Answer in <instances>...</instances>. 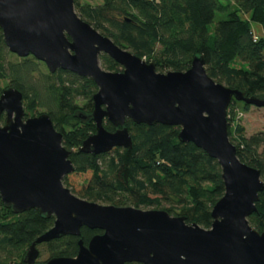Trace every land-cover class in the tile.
Here are the masks:
<instances>
[{"label": "water", "instance_id": "95a60500", "mask_svg": "<svg viewBox=\"0 0 264 264\" xmlns=\"http://www.w3.org/2000/svg\"><path fill=\"white\" fill-rule=\"evenodd\" d=\"M0 28L8 49L19 57L32 55L51 73L68 70L97 84L91 113L96 132L83 140L79 151L98 155L115 147L132 149L127 119L179 126L181 142H192L218 160L225 183L224 195L213 206L210 228L165 209L82 198L64 185V177L75 166L51 116L44 112L26 117L22 91L4 88L1 199L16 214L38 208L55 217L54 225L28 248L26 264H264V232L249 222L258 211L264 179L260 169L238 157L228 123L233 98L264 107L263 98L214 80L202 55H196L185 71H158L154 61L121 47L85 21L75 0H0ZM101 54L122 70L102 68ZM105 119L117 129H106ZM83 226L103 233L87 245L80 239L73 257L38 261L39 244L67 235L79 237Z\"/></svg>", "mask_w": 264, "mask_h": 264}, {"label": "trees", "instance_id": "16d2710c", "mask_svg": "<svg viewBox=\"0 0 264 264\" xmlns=\"http://www.w3.org/2000/svg\"><path fill=\"white\" fill-rule=\"evenodd\" d=\"M227 3L235 4V9L228 10L222 0H75V8L116 44L154 61L160 72L185 71L196 55H202L214 80L264 99V0ZM218 11H227L228 17L212 30ZM246 13L251 16L246 18ZM251 21L263 28L257 40ZM12 54L0 28V78L10 79L11 86L22 91L26 117L36 108L46 107L55 128L63 133V144L71 151L75 166L63 182L74 194L116 206H155L153 209L186 217L188 223L211 227L213 206L225 193L217 159L192 142H181L179 126L137 124L131 119L126 126L132 135V149L115 147L98 155L79 151L83 140L96 132L91 117L98 90L95 81L62 69L45 73L40 67L45 63L34 56L13 61ZM100 59L107 70H121L108 55L101 54ZM2 90L0 87V94ZM80 101L85 105L80 106ZM238 106L247 111L252 105L232 99L228 108L230 140L240 160L260 169L264 179V137L245 136L239 117L243 110ZM4 121L2 113L0 122ZM104 125L110 131L117 129L107 119ZM70 177L78 178L77 185ZM257 207L249 222L264 232V189ZM54 221L53 215H44L38 208L16 214L0 196V264H26L28 248ZM81 231L80 237L67 235L38 247L43 246L50 258L73 257L80 239L88 243L102 232L86 226Z\"/></svg>", "mask_w": 264, "mask_h": 264}, {"label": "rangeland", "instance_id": "374dc122", "mask_svg": "<svg viewBox=\"0 0 264 264\" xmlns=\"http://www.w3.org/2000/svg\"><path fill=\"white\" fill-rule=\"evenodd\" d=\"M222 2H224V4H227L225 6H227L228 10H230V11H232L236 7L235 4H233V3H230V4L227 3L228 0H222ZM244 16L246 18H249L251 16V14L250 13H246V14H244ZM227 17H228L227 11H225V12L218 11L216 13V15H215L214 21L210 25V28L212 30H214V28L217 25V23L219 21L223 20V19H226ZM251 26H252V28H253V30L255 32L256 31H259V32L261 31L259 26L262 27V25L259 24L258 22L251 21ZM29 56H32V55H29ZM23 58H25V57H19L15 53L10 55V59L13 60V61H19V60H22ZM36 60H38V59H36ZM38 61H40V60H38ZM41 62H43V61H41ZM43 63H45V62H43ZM100 64H101L102 68L106 69L104 67L101 59H100ZM40 67L45 73L46 72L50 73V71H49V69H48L46 64L45 65L44 64H40ZM121 70H122V67H121ZM167 71H169V70H166L164 72H167ZM9 86H11L10 79H8V78H5V79L2 78L1 79L0 78V87L1 88L4 89V88H7ZM85 103L86 102H84V101H80L79 102L80 106H84ZM24 107H25V105H24ZM238 107L241 110H243L240 106H238ZM26 111L27 110L25 109V114H26ZM44 112H46V107H42L41 106V107L36 108L34 111H32L31 112L32 114L30 116H37V115H39L41 113H44ZM241 112L242 113L239 114V117H240L241 124L244 126V134H245V136L246 137H250V136H253V135H262V137H264V107H257V106L252 105L247 111L243 110ZM233 125H235V123H233ZM75 178L76 177H70L69 181L72 182L73 184L77 185L79 180H78V178L77 179H75ZM153 208H155V206H150L149 208H143V209H153ZM38 249H39V252L40 251L42 252L40 257L38 258V261H45V260L50 258L49 254L44 251L45 248L43 246L38 247Z\"/></svg>", "mask_w": 264, "mask_h": 264}, {"label": "flooded vegetation", "instance_id": "af4514ba", "mask_svg": "<svg viewBox=\"0 0 264 264\" xmlns=\"http://www.w3.org/2000/svg\"><path fill=\"white\" fill-rule=\"evenodd\" d=\"M99 230H100V229H99ZM101 231H102V230H101ZM100 233H103V231L100 232ZM100 233H98V234H100ZM96 235H97V234H96ZM94 236H95V235H94ZM79 237H80V236H79ZM82 240H83V239H82ZM90 240H91V239H90ZM90 240H89V241H90ZM83 241H84V240H83ZM89 241H88V243H89ZM88 243H85V242H84L85 245H87ZM131 263H139V262H131ZM127 264H128V263H127ZM139 264H142V263H139Z\"/></svg>", "mask_w": 264, "mask_h": 264}, {"label": "built area", "instance_id": "2783aa9c", "mask_svg": "<svg viewBox=\"0 0 264 264\" xmlns=\"http://www.w3.org/2000/svg\"><path fill=\"white\" fill-rule=\"evenodd\" d=\"M254 38H255V40L259 39V35L257 33H255Z\"/></svg>", "mask_w": 264, "mask_h": 264}, {"label": "crops", "instance_id": "0c3cea01", "mask_svg": "<svg viewBox=\"0 0 264 264\" xmlns=\"http://www.w3.org/2000/svg\"><path fill=\"white\" fill-rule=\"evenodd\" d=\"M259 27H260V30L262 31V27H261V26H259ZM261 31H260V32H261ZM256 32H257L258 34H260V32H259V31H256Z\"/></svg>", "mask_w": 264, "mask_h": 264}]
</instances>
